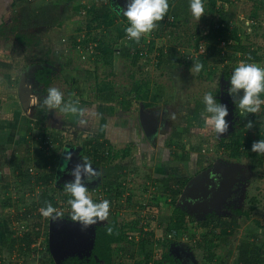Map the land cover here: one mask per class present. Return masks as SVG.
<instances>
[{
  "label": "rangeland",
  "instance_id": "rangeland-1",
  "mask_svg": "<svg viewBox=\"0 0 264 264\" xmlns=\"http://www.w3.org/2000/svg\"><path fill=\"white\" fill-rule=\"evenodd\" d=\"M99 2L0 0V264H50L46 226L70 221L60 207L55 220L50 217L45 223L38 215L29 222H18V216L41 192L22 173L29 169L36 176L46 173L39 163L46 154L60 150L59 166L66 158L63 147L51 151L40 147L43 138L58 131L79 153L95 140L108 141L121 154L130 150L126 158L95 168L96 180L108 172L114 175L119 166L127 167L128 172L120 173V185L115 189L120 197L117 215L110 213L107 220L87 228L74 222L91 239L86 251L76 253L80 258L90 255L96 227L114 219L120 225L140 220L145 227L132 240L128 235L126 243L114 246L112 264H169L162 263L166 255L174 256L175 264H236L239 247L245 242L263 249L264 256V152L250 150L254 140L264 139V104L257 113L241 112L234 102L238 97L228 91V80L241 61L264 67V0H203L205 12L199 19L190 8L185 16L175 17L181 0H168L164 19L139 42L127 41L128 55L116 56L113 65L101 60L103 52L98 58L75 50L78 39L83 43L101 39L108 47L107 54L126 41L127 19L117 15L120 7L101 21L88 14ZM219 25L228 30L229 37L211 49L203 38ZM132 43H137L136 47ZM195 63L203 64L200 72L191 71ZM46 69L51 71L48 85L38 77ZM106 84L116 94L115 103L109 105L98 96ZM49 87L59 89L65 103L78 100L76 106L86 110L83 119L87 123L80 124L77 114L44 106ZM207 92L228 109L229 128L223 134L204 123L203 97ZM142 113L144 123L155 128L152 134L147 135L145 124H141ZM157 114L162 119L158 131ZM249 121L253 122L251 129ZM27 124L32 128L31 137L25 134ZM115 136L121 140L112 144L108 138ZM239 137L243 145L249 142L250 146H224L236 143ZM175 154H190V161H176ZM79 159L88 161L86 155ZM211 165L233 171L224 200L209 214L191 213L177 201L187 215L186 228L172 235L175 204L174 197L163 191L167 181L192 178ZM91 183L86 186L92 199L104 183ZM61 193L56 191L57 203ZM239 210L244 214L237 215ZM233 217L240 224L238 229L225 231L214 225ZM207 220L214 222L204 227ZM33 223H42L36 226L41 229L37 236L40 244L26 251L20 239L27 231L33 233ZM13 232L11 239L18 241L15 247L8 237ZM50 239L52 252L58 256L60 248L54 237ZM142 244L144 252H140Z\"/></svg>",
  "mask_w": 264,
  "mask_h": 264
},
{
  "label": "trees",
  "instance_id": "trees-1",
  "mask_svg": "<svg viewBox=\"0 0 264 264\" xmlns=\"http://www.w3.org/2000/svg\"><path fill=\"white\" fill-rule=\"evenodd\" d=\"M100 5H98L97 7H92L88 10V14H90L93 17L94 21H101V20H105L108 19L111 14L114 12L113 10L118 7L117 4L111 0V1H107V0H100ZM83 7H78L77 10H82ZM190 8V0H181V5L177 6L175 8V17H180V16H185L186 12L188 11V9ZM226 23H228V19H225ZM125 36V34H121V37ZM19 37V36H18ZM229 37V32L227 29L223 28L222 25H219V28L212 30L207 34V36H205L203 39L207 41L208 47L209 48H213L215 49V46L220 44L221 41H225L227 40ZM237 38V37H236ZM19 40H21V38L19 37ZM121 40V39H120ZM119 40V41H120ZM90 42H94V43H98V47H97V52L99 54H97L98 58L100 57V55H102V59L103 61H105L106 64H114V61L116 59V56H120L121 58L125 57L126 55H128V51L126 49H128V47H126L125 45L128 43L126 41H120L119 44L120 48L119 49H113L112 51L109 50V54H107V49L108 47L101 43V39L99 38H92L90 40H85L84 41V45H88V43ZM77 44V42H76ZM133 47H136L137 43H132L131 44ZM130 45V46H131ZM116 46V45H115ZM125 46V47H123ZM132 48V47H131ZM130 50V49H128ZM173 50V49H171ZM118 51V52H117ZM106 54L109 57H106ZM172 58V56H171ZM51 74V71L48 69L45 70V72L43 73L42 76H38L40 80H42L44 82L45 85H48L51 81V79L48 77ZM142 87H139L138 89L140 90ZM99 99H101V101L105 102V103H115V99H116V94L113 92L112 87L109 84L104 85L103 87L100 88L99 91ZM31 133H32V128L28 129V134L31 137ZM55 142H58L59 139H57L56 136H52ZM29 138V136H28ZM39 142V140L37 141ZM248 145L249 142H246ZM69 144L63 145V150L65 148V146H67ZM90 147L89 149H87L86 151H81L80 156L82 155H86L88 161H91L96 167H101L103 165H106L114 160L120 159V158H126V156H128L130 150L127 149L124 154H121L120 152H115L113 150V148L110 146V143L108 141H100V140H95L93 143H89ZM242 142V137H239L236 143H228L225 144L224 146L226 147H233L235 149H239L242 148L243 146ZM250 146V145H248ZM57 150V149H56ZM60 150L56 152H53L52 154H46L43 157H41V162L40 165L43 168V171L46 173H43L41 176H37L34 177L30 174V169L26 170L24 173H22L23 177L25 176L26 180H28L29 183H31V185H33V188H38L41 190V192H39V194L37 195V200L33 201L32 204L28 207V209L26 208V211L24 213H22L21 215L18 216V222H29L30 220L41 216L42 214L40 213H36L35 211H39L41 207H44L46 205L47 202H51V204L56 208H60V202H64V209L66 210L65 216H67L70 221H73L71 219V209H70V205L68 204V200L71 198V194L67 193L64 189V184L60 182L59 178H57V169L59 168V163H60ZM177 154V153H176ZM175 154V155H176ZM176 161H180V162H188L190 161V154H186L184 156H178L176 155L175 157ZM122 166L117 167V174L114 178H112L111 176L109 177V179H107L102 188L104 191H106V196L108 198L111 199H116L118 200L119 198H117V194H115V189L116 187H118L119 184V176H120V172ZM47 171L50 173H47ZM112 178V179H111ZM190 178H176V179H169L167 182L169 183L166 189H164L163 191L166 192L167 194H171L174 199H173V203L175 204V209H174V216L175 218L172 220V223H170V232L175 233V232H179L182 229H185L186 227V213L183 211L182 207H180L177 204V201L179 199V197L182 195L186 184L189 182ZM192 180V179H191ZM57 190H61L62 191V195L59 197V203H57L56 201V191ZM120 201V199L118 200V202ZM95 202V201H94ZM235 213L237 215H242L244 214L242 211H235ZM114 215V214H113ZM209 217H211L212 215H208ZM49 220V219H48ZM47 221V220H46ZM45 221V223H46ZM74 222V221H73ZM133 222V221H132ZM214 221H205L203 223L204 227H207L210 225V223H212ZM42 223H37L35 225V223H33V228L34 229L37 225L41 226ZM216 228H222L225 231L229 228L232 229H238L240 227V224L237 221V217H233L230 221L227 220H222L219 221L218 223L214 224ZM106 226H110L112 228V232L109 233L107 231V227ZM50 227V226H49ZM46 226L47 229V233H46V252L48 255H50L51 259H50V264H112L113 260H114V256H113V248L114 246H117L119 243H126L127 242V238L128 235L130 233H138V232H142L144 227L141 224L140 220L134 221L133 223H126L123 225H120L119 222L114 219L111 223L105 224V225H100L97 226L94 232V235L92 237V244H91V252L90 255L88 256V258H80L78 255H72L69 254L66 257L63 258H58L57 256L54 255V253L52 252L51 249V237L53 236V231L52 228ZM41 228V227H40ZM31 229V230H32ZM33 233H29V231L25 232V235L22 239H20V243L21 248H23L25 250L26 247V251L30 250L32 248V246L37 243L38 241V237L40 232H35L34 230H32ZM224 231V232H225ZM14 236V232L9 234L8 237L10 238V244L15 247V245H17L18 241L15 239H11ZM56 238L58 237L57 235H55ZM55 238V237H54ZM220 238V236H219ZM258 239V237H257ZM91 241V239H90ZM8 241L7 243H5V246L8 247ZM144 244H142V246H140V252H144L145 248H144ZM240 251H239V259L238 262L236 264H264V256H263V249L258 248L256 246H254L251 242H245V243H241L240 247H239ZM22 250V249H21ZM2 251L1 247H0V252ZM167 262L169 264H175V257L174 256H165L164 257V261L163 262Z\"/></svg>",
  "mask_w": 264,
  "mask_h": 264
},
{
  "label": "clouds",
  "instance_id": "clouds-1",
  "mask_svg": "<svg viewBox=\"0 0 264 264\" xmlns=\"http://www.w3.org/2000/svg\"><path fill=\"white\" fill-rule=\"evenodd\" d=\"M190 9L195 18H201L205 12L203 0H190ZM168 10V0H127L126 5H121L117 15L122 14L127 19V26L125 27L127 37L139 42L142 35L153 30L156 22L164 19ZM202 68L203 64L195 63L191 71L200 72ZM228 81H230L228 91L234 97H238L234 102L241 112L257 113L260 111L261 105L264 104V99L261 98V94L264 93V67L256 63L241 61L235 67ZM203 103L205 105V125L214 128L217 134L225 133L229 128V123L226 120L229 115L227 107L220 101L218 102L211 92L205 93ZM42 104L47 106L49 110L59 109L65 114H77L80 117V124L87 123L83 119L86 110L76 106L79 101L77 100L76 104L65 103L63 93L56 87L47 89V95L44 97ZM247 126L251 129L253 122L249 121ZM250 150L264 152V139L254 140ZM67 158L71 159L70 152ZM96 174L92 164L84 160V163L77 165L72 172L75 179L64 185L65 191L71 194V198L68 200L71 219L79 222L85 228L97 225L109 217L110 201L103 199L94 202L90 198L88 188L83 180L84 177L90 180ZM39 211L44 217H51L54 220L60 215L51 202H47ZM106 227L107 231L111 233L112 228L110 226Z\"/></svg>",
  "mask_w": 264,
  "mask_h": 264
},
{
  "label": "flooded vegetation",
  "instance_id": "flooded-vegetation-1",
  "mask_svg": "<svg viewBox=\"0 0 264 264\" xmlns=\"http://www.w3.org/2000/svg\"><path fill=\"white\" fill-rule=\"evenodd\" d=\"M118 7H121V5H126V1L127 0H113ZM157 121H158V127H157V131L158 129H160L161 126V117L157 114ZM141 121V120H140ZM142 124V122H141ZM145 132L147 135H149V133H153V129H155L153 127L152 129V125L151 123H146L145 125ZM151 128V129H150ZM74 146V145H72ZM75 147V146H74ZM79 152L74 155V159L70 162H67V166L65 167L64 171L62 172V175L59 177L60 182L63 183L64 185L68 182L73 181L75 178L72 175L73 170L77 167V165L83 164L84 161L79 159ZM93 168L97 169V167L93 166ZM211 169L212 174H216L217 178L211 180V184H213L211 186L212 188V193L213 195H211L209 201H207V203H201V204H193V201H191L190 199H187L186 201H183L181 203V205L183 204L184 206H186L191 213H205V214H209L211 212H214V210H217V207L220 205V202L222 200H224V197L227 193V182L229 179V174L233 173L232 170L230 169H226L224 167H213V165H211L210 167H204L200 172H198L196 175H194L191 179H195V178H199V176L201 174H203L205 171ZM107 174L101 176H98V179L96 180V177L94 176V178L88 180L86 177L83 178L84 183L87 185L89 183V181L92 180L91 185L94 184H98V183H104L105 179H106ZM189 180V181H190ZM189 183V182H188ZM187 183V184H188ZM186 184V186H187ZM218 196L219 198H214ZM179 203H180V197L178 199ZM179 205V204H178ZM195 215V214H194ZM75 222V221H74ZM73 221H63L60 224L56 225L55 227L52 228L53 231V236L57 235L58 239L61 238V244L60 245V251H61V258L66 257L69 254L75 255L76 253H81L83 252L85 249L89 248V244H90V240H89V236L88 234H86V232H83L80 228L76 227V223H74ZM58 245V246H59ZM86 251V250H85Z\"/></svg>",
  "mask_w": 264,
  "mask_h": 264
},
{
  "label": "water",
  "instance_id": "water-1",
  "mask_svg": "<svg viewBox=\"0 0 264 264\" xmlns=\"http://www.w3.org/2000/svg\"><path fill=\"white\" fill-rule=\"evenodd\" d=\"M146 116H144V113H142L141 115V122L143 124L144 123V119ZM156 118V117H155ZM155 118L153 117V120H155ZM151 129V128H150ZM153 129V127H152ZM154 130V129H153ZM71 153V159L69 160L68 157V153ZM77 149L72 146V145H67L64 148L63 151V155H65V159L63 158L62 160V164L61 166H59V168L57 169V178L60 177V174H62V172L64 171L65 167L67 166V162L72 161L74 158V155H76ZM217 178L216 174H212L211 169L205 171L203 174H201L199 176V178H195L189 181V183L187 184V186L185 187L181 197H180V203H182L183 201H186L187 199H190L191 201H193V204H201V203H207V201H209L211 195H213L212 193V188L211 186L213 184H211V180ZM214 198H219L218 196L214 197ZM55 237V236H54ZM56 243H57V247L59 245V243L61 244V238H56ZM90 240V238H89ZM60 247V245H59ZM61 254V253H60ZM58 254V258L61 257V255Z\"/></svg>",
  "mask_w": 264,
  "mask_h": 264
},
{
  "label": "built area",
  "instance_id": "built-area-1",
  "mask_svg": "<svg viewBox=\"0 0 264 264\" xmlns=\"http://www.w3.org/2000/svg\"><path fill=\"white\" fill-rule=\"evenodd\" d=\"M84 12H86V11H84ZM129 40L130 39L128 37H126V42L129 41ZM97 44L98 43L90 42V43H88V45H84L82 40L78 39L76 47H75V50L78 53L90 52V53H93V54L97 55V54H99L97 52V47H98ZM83 58H85V57H83ZM59 137H60V143L59 142L57 143V142L54 141V139H52L51 135L50 136H46L45 138H43L40 141V147L44 148L45 151H48L49 149L51 151L54 148L58 149V148H61L63 145L68 144L67 137H63V135H60ZM30 173H31L32 176L37 177L36 173H34L33 169H30ZM90 198H91V196H90ZM103 199H108L110 201L109 214L112 213L114 215H117L118 214V203H117L116 199L108 198L106 196V191H104L103 189L99 190V192L96 195H92V200L95 201V202H99V201H101ZM60 205H61L60 207L64 208V202H60ZM57 210H59V208ZM39 214H40V211H39ZM42 218L44 219V221L50 219V217H44L43 215H42ZM32 230H34L35 232H39L41 229L35 227ZM138 234L139 233H130L129 234L130 235L129 239L132 240L133 239L132 236H134V235L137 236ZM172 235H174V233ZM39 244H38V241H37V243H35L33 246H36V245H39Z\"/></svg>",
  "mask_w": 264,
  "mask_h": 264
},
{
  "label": "crops",
  "instance_id": "crops-1",
  "mask_svg": "<svg viewBox=\"0 0 264 264\" xmlns=\"http://www.w3.org/2000/svg\"><path fill=\"white\" fill-rule=\"evenodd\" d=\"M110 103H106V105H109ZM29 128H31L30 126H29V124H27L26 125V127H25V134H27L28 133V129ZM58 132H60V131H58ZM55 133V136L57 137V139H59V143H60V133ZM32 134V133H31ZM30 136V135H29ZM108 140L112 143V144H116V143H119V141L121 140L118 136H115V137H111V138H108ZM57 142V143H58ZM50 154H52V153H50ZM115 170H117V167L115 168ZM121 171L120 172H122V173H126V172H128L127 171V167H125V166H122V168L120 169ZM118 172V171H117ZM116 174L117 173H115L114 175L110 172H108V174H107V176H106V179H105V181L107 180V179H109V177L111 176L112 178H114L115 176H116ZM111 178V179H112Z\"/></svg>",
  "mask_w": 264,
  "mask_h": 264
}]
</instances>
